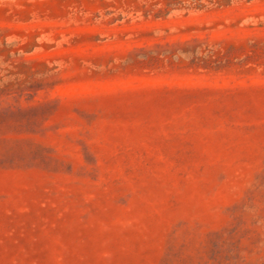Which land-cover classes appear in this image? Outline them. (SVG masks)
Here are the masks:
<instances>
[{
	"label": "rangeland",
	"instance_id": "obj_1",
	"mask_svg": "<svg viewBox=\"0 0 264 264\" xmlns=\"http://www.w3.org/2000/svg\"><path fill=\"white\" fill-rule=\"evenodd\" d=\"M0 264H264V0H0Z\"/></svg>",
	"mask_w": 264,
	"mask_h": 264
}]
</instances>
